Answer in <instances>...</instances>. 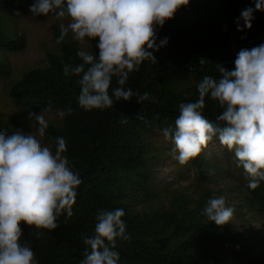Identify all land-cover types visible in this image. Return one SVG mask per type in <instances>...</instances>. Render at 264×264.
Returning <instances> with one entry per match:
<instances>
[{
	"label": "trees",
	"instance_id": "1",
	"mask_svg": "<svg viewBox=\"0 0 264 264\" xmlns=\"http://www.w3.org/2000/svg\"><path fill=\"white\" fill-rule=\"evenodd\" d=\"M32 3L0 0V93L12 107L11 112L0 109V129L31 133L35 129L29 112L44 110L45 115L72 107L73 113L63 120H47L42 141L54 149V138L63 136L68 146L64 155L83 180L74 214L62 215L56 229H36L21 221L22 242L33 248L38 264H79L86 247L83 237L93 234L97 213L115 208L125 209L131 237L118 241L121 264H264V230H254L248 217L252 213L264 218V183L250 189L233 152L219 157L201 152L181 165L161 131L174 125L180 103L198 98L196 86L205 75L218 77L219 65L235 67L234 44L241 49L259 45L254 44L264 37V11H256L251 29L241 31L237 18L242 9L254 7V0H189L157 27V43L164 37L168 43L154 52L156 61L145 60L129 75L126 87L154 99L138 103L132 97L105 110L85 111L77 103L79 77L63 74V63L81 62L76 53L82 46L71 32L56 43L61 22L53 25L54 46L46 50L44 63L12 79L8 53L28 48L18 25L20 12ZM90 50L98 56L95 44ZM220 112L215 101L206 99L204 115L209 120L215 121ZM166 158L174 168L172 180L164 184L160 171ZM188 168L196 172L194 177L185 174ZM221 178L224 188L217 187ZM243 186L240 205L231 198ZM219 195L235 207L233 216L244 229L232 221H207L202 210L209 198Z\"/></svg>",
	"mask_w": 264,
	"mask_h": 264
},
{
	"label": "clouds",
	"instance_id": "2",
	"mask_svg": "<svg viewBox=\"0 0 264 264\" xmlns=\"http://www.w3.org/2000/svg\"><path fill=\"white\" fill-rule=\"evenodd\" d=\"M188 3L189 0H34L29 9L33 16L54 13L58 19L70 18L66 25H59L57 44L70 32L81 43L98 37V56L94 50L80 48L76 53L80 63H63L65 76L79 77L78 106L91 111L111 108L121 99L136 97L138 103L154 99L148 92L126 87L129 75L138 71L145 60L156 61L154 52L168 43V37L157 43V27ZM258 10L264 11V0H254V7L242 9L237 18L238 30L251 29ZM254 45L257 46L241 49L234 44L238 52L235 67L229 70L219 65L218 77L205 75L196 86L198 98L180 103L174 125L161 130L173 145V159L181 165L218 140L234 153L252 190L264 183V37ZM206 99L215 101L221 109L215 121L204 115ZM43 111L29 112L35 129L31 133L0 129V264H38L33 248L22 242L21 221L36 229H56L62 215L74 214L83 183L79 171L64 155L68 149L65 138L55 137L54 149L43 143L49 127ZM73 111L66 107L55 114L63 120ZM234 212L235 207L224 195L209 198L202 210L207 221L216 225L229 221L235 225ZM125 215L124 208L97 213L93 234L83 237L86 247L79 264H121L118 241L131 238Z\"/></svg>",
	"mask_w": 264,
	"mask_h": 264
},
{
	"label": "rangeland",
	"instance_id": "3",
	"mask_svg": "<svg viewBox=\"0 0 264 264\" xmlns=\"http://www.w3.org/2000/svg\"><path fill=\"white\" fill-rule=\"evenodd\" d=\"M20 23L18 25L19 29L23 31L28 38V48L19 54H12L8 53L9 61L11 62L13 68H14V74L12 76V79H16L21 75V72L29 67L42 65L44 63V60L46 58V50L49 47L54 46L53 43V25L56 21L64 23L65 25L69 22L70 18H62L58 19L54 16H45L43 14L39 16H33L30 12L29 7L23 11L20 12ZM98 40V37L93 39V41L87 40L86 42L81 43L82 48H87L90 50L92 46L96 43ZM95 42V43H94ZM2 93V92H1ZM0 93V109L11 112L12 107L9 105L8 102L5 101V99L2 97ZM56 112H49V114H45V118L47 120H57ZM49 147H51L49 144H46ZM231 152L229 151L225 146L220 144L218 140H213L208 144V146L202 151L204 156H222L223 152ZM233 158V157H232ZM225 159L222 158V161ZM174 168V163L170 158L164 159L163 162V168L161 169V173L163 177L161 178L164 181V184H167L170 182L173 178V172L172 169ZM186 175L189 177H194L196 172L192 170L191 168H188L185 172ZM182 183H186L183 181ZM219 188H224L225 185L222 182V178L218 181ZM213 187H216L215 184H212ZM246 188L243 186L241 188V191L239 193H235L232 196V200L235 202H242V196L241 192L245 193ZM238 192V191H236ZM241 196V198H239ZM246 211V209L244 208ZM250 219V225L251 227L260 232L261 230H264V218L260 216H255L252 213L248 216ZM235 217H233L234 219ZM233 223L239 228L244 229L242 225H240V222L235 218L233 220Z\"/></svg>",
	"mask_w": 264,
	"mask_h": 264
}]
</instances>
